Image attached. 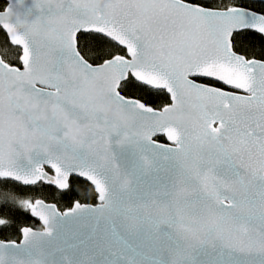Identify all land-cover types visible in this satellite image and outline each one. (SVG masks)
<instances>
[{
    "label": "snow or ice",
    "instance_id": "6c2138e0",
    "mask_svg": "<svg viewBox=\"0 0 264 264\" xmlns=\"http://www.w3.org/2000/svg\"><path fill=\"white\" fill-rule=\"evenodd\" d=\"M0 264H264V0H0Z\"/></svg>",
    "mask_w": 264,
    "mask_h": 264
}]
</instances>
